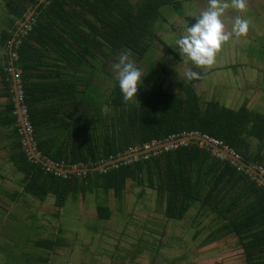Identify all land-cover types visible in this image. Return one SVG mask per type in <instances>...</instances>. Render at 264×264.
Wrapping results in <instances>:
<instances>
[{
    "label": "trees",
    "instance_id": "1",
    "mask_svg": "<svg viewBox=\"0 0 264 264\" xmlns=\"http://www.w3.org/2000/svg\"><path fill=\"white\" fill-rule=\"evenodd\" d=\"M170 6L179 10L182 1L2 0L0 46L7 51L0 80L7 100L0 107V128L11 129L8 158L22 174L18 173L22 190L0 191L14 201L23 194L41 201L52 196L58 217L70 199L95 194L98 217L109 219V193L122 200L132 180L155 190L156 207L168 220H182L196 204L204 215H211L216 222L203 245L235 234L245 264H264V181L201 140L86 172H61L46 165L34 158L27 144L14 79L32 144L41 159L58 167H96L157 143L198 134L219 141L220 147L264 172V114L250 108L247 100L237 108L215 99L204 102L190 82L175 93L157 85L139 88L131 102L122 99L114 79L122 51L138 61L157 41L177 57L157 34L156 25ZM103 75L113 82L109 92L99 86L103 84L98 77ZM106 92L100 104L97 100ZM60 231L27 242L55 252L67 245Z\"/></svg>",
    "mask_w": 264,
    "mask_h": 264
},
{
    "label": "rangeland",
    "instance_id": "2",
    "mask_svg": "<svg viewBox=\"0 0 264 264\" xmlns=\"http://www.w3.org/2000/svg\"><path fill=\"white\" fill-rule=\"evenodd\" d=\"M181 1L179 10L174 6L165 8V19L156 25L160 39L178 55L173 56L155 41L140 60L130 59L144 75L137 92L139 88L161 85L175 93L190 82L204 102L215 99L237 108L247 100L249 107L264 114V0H244L243 9H237L234 0H218L225 5L220 18L228 39L221 43L213 64L200 66L186 60L174 41L194 22L189 18L195 19L207 9L203 6L206 0ZM236 17L248 21L242 34L233 32ZM2 19L0 14L1 26ZM6 51L0 48V60L6 58ZM190 70L197 75L188 78ZM98 79L103 84L99 86L109 92L112 80L104 75ZM104 95L97 100L100 104L108 93ZM5 102L6 98L0 99L2 105ZM8 142L2 134L0 188L14 192L22 190V177L9 161H3L9 154ZM155 196V190L129 180L122 200L109 193L112 215L100 219L95 194L70 199L58 217L52 196L41 201L23 194L14 201L0 193V264H244L240 251L232 249L236 246L232 237L227 236L226 243L223 238L203 245L216 220L204 215L198 204L182 220H168L157 209ZM59 229L67 245L55 252L27 242L40 236L53 237ZM17 230L27 238L16 236ZM224 249L227 251L220 253ZM37 254L50 260L42 262L34 256Z\"/></svg>",
    "mask_w": 264,
    "mask_h": 264
},
{
    "label": "clouds",
    "instance_id": "3",
    "mask_svg": "<svg viewBox=\"0 0 264 264\" xmlns=\"http://www.w3.org/2000/svg\"><path fill=\"white\" fill-rule=\"evenodd\" d=\"M234 6L243 9L244 0H234ZM224 7L218 0H209L208 8L200 12L194 22L185 28L183 34L175 39L179 53L194 66L213 64L221 43L228 39V35L223 32L220 18ZM247 24L246 19L236 17L232 25L233 32L244 33ZM196 75L197 73L191 70L186 73L188 78ZM143 76L141 70L129 59L127 50L122 51L114 65V79L124 101L131 102L136 99L137 87L142 84Z\"/></svg>",
    "mask_w": 264,
    "mask_h": 264
},
{
    "label": "water",
    "instance_id": "4",
    "mask_svg": "<svg viewBox=\"0 0 264 264\" xmlns=\"http://www.w3.org/2000/svg\"><path fill=\"white\" fill-rule=\"evenodd\" d=\"M44 0H40V2H42ZM34 11H31L26 20H29L30 17L32 16ZM26 24V22H22L21 23V26L18 28V30L16 31V34L15 36L17 35V32L21 29L22 26H24ZM15 36L13 37V39L11 40V46L14 42V39H15ZM11 51V50H10ZM16 70L14 67H12V74L14 77H16ZM14 90H15V99H16V107H17V113H18V116H19V122L22 126V129H23V132L25 134V137H26V140H27V144L30 148V152L31 154L34 156V158L40 160L41 162H43L44 164L46 165H49L61 172H86L88 170H100V169H103L104 167L108 166V165H114L120 161H124V160H128L130 158H133V157H137L141 154H145L151 150H156V149H159V148H163V147H167V146H173V145H176L178 143H184L186 141H189V140H192V139H197V140H201L202 142L212 146V148H214L215 151H217L218 153L224 155V156H227L229 158H232L233 160L245 165L251 172H253L254 174L258 175L263 181H264V172L262 171H258L257 169H255L254 167H252L251 165H248V164H245L241 159L240 157H238L237 155H235L232 151H230L228 148L226 147H220L218 144L214 143L211 139L205 137V136H202V135H186V136H181L179 138H175V139H170V140H167L165 142H161V143H157L155 145H152V146H148L146 147L145 149L143 150H140V151H134V152H130L128 154H124L122 156H119L118 158H115V159H111V160H108V161H105L103 162L102 164L96 166V167H91V168H88V167H82V168H71V169H65L63 167H58L56 166L55 164H52L48 161H44L43 159L40 158V155L36 152L33 144H32V140H31V137L29 135V133L27 132V129H26V119H25V116H24V110H23V107L21 105V97H20V94H19V88H18V81L16 79H14Z\"/></svg>",
    "mask_w": 264,
    "mask_h": 264
},
{
    "label": "crops",
    "instance_id": "5",
    "mask_svg": "<svg viewBox=\"0 0 264 264\" xmlns=\"http://www.w3.org/2000/svg\"><path fill=\"white\" fill-rule=\"evenodd\" d=\"M1 5V4H0ZM202 5H203V3H202ZM204 8H208V6H209V0L207 1L206 0V3H204ZM0 10H1V8H0ZM10 47H11V44H10ZM0 48H4V47H2V46H0ZM3 63H5V61H4V59L2 58L1 60H0V64H3ZM2 91H3V89H2V84H1V80H0V99H2V98H6L5 96H3L2 95ZM6 100H7V98H6ZM5 104V103H4ZM3 104V105H4ZM248 104V103H247ZM2 106V104L0 103V107ZM249 106V105H248ZM251 108V107H250ZM259 112H260V110H258ZM9 130H11V129H3V128H0V144H1V140H2V134H4L6 137H7V139L9 140V141H11V140H13V137H11V138H8V136H7V132L9 131ZM3 147L4 146H2L1 145V149L3 150ZM3 155V154H2ZM3 157V156H2ZM3 161H9V163L8 164H12V162L10 161V159L8 158V157H6V158H3ZM5 163H7V162H5ZM12 167H14V165L12 164L11 165ZM2 172V170H0V174H2L1 173ZM0 193H2L1 191H0ZM3 194V193H2ZM4 196H6L5 194H3ZM7 197V196H6ZM23 231L21 232V234L20 235H18V237H20L21 239H22V237H24V238H27V235H25V236H23ZM42 237H50V236H42ZM234 238V239H236V242H237V236L235 235V234H230L229 236H228V238ZM20 239V240H21ZM25 240H27V239H25ZM221 240H223V239H221ZM220 240V241H221ZM30 241H32V240H30ZM223 243V242H222ZM224 243H226V237H225V240H224ZM211 245V244H210ZM236 246L235 247H233L232 249L234 250V251H240V256H242V261H244V256H243V254H242V249L241 248H239L238 247V245L237 244H235ZM227 251V249H224V250H221L220 251V253H223V252H226ZM226 254H230V252H227ZM48 255V254H47ZM49 260H50V258H49ZM48 260V261H49ZM244 264H245V261H244Z\"/></svg>",
    "mask_w": 264,
    "mask_h": 264
},
{
    "label": "built area",
    "instance_id": "6",
    "mask_svg": "<svg viewBox=\"0 0 264 264\" xmlns=\"http://www.w3.org/2000/svg\"><path fill=\"white\" fill-rule=\"evenodd\" d=\"M18 75L16 74V77H17ZM26 128H27V130H29L30 131V126H28V123L26 122ZM208 138V137H207ZM210 139V138H209ZM214 143H216V144H218L219 143V141H217V140H214V139H211ZM174 146V145H173ZM167 147H169V146H167Z\"/></svg>",
    "mask_w": 264,
    "mask_h": 264
}]
</instances>
